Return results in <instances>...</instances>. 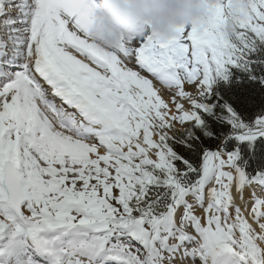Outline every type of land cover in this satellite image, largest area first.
<instances>
[{
    "label": "snow or ice",
    "instance_id": "snow-or-ice-1",
    "mask_svg": "<svg viewBox=\"0 0 264 264\" xmlns=\"http://www.w3.org/2000/svg\"><path fill=\"white\" fill-rule=\"evenodd\" d=\"M97 7L0 0V257L30 239L51 264H264V171L224 141L194 163L169 134L191 122V147L195 128L211 135L208 113L241 142L264 136V115L245 123L214 88L232 68L257 78L264 0H208L173 35L122 38L118 51L89 39Z\"/></svg>",
    "mask_w": 264,
    "mask_h": 264
},
{
    "label": "clouds",
    "instance_id": "clouds-1",
    "mask_svg": "<svg viewBox=\"0 0 264 264\" xmlns=\"http://www.w3.org/2000/svg\"><path fill=\"white\" fill-rule=\"evenodd\" d=\"M97 21L89 39L101 47L118 51L123 38L156 33L168 37L178 25H190L207 15L208 0H97ZM226 29L235 30L229 17Z\"/></svg>",
    "mask_w": 264,
    "mask_h": 264
},
{
    "label": "trees",
    "instance_id": "trees-1",
    "mask_svg": "<svg viewBox=\"0 0 264 264\" xmlns=\"http://www.w3.org/2000/svg\"><path fill=\"white\" fill-rule=\"evenodd\" d=\"M255 75L257 78L253 79L249 72L232 68L231 75L227 79L219 77L216 81L219 97L222 101H226L248 124H254L258 116L264 115V81L260 79L264 77V65L256 66ZM202 119L211 135H206L204 128H195L198 139L194 137L188 140V144L191 145L188 147L181 143L180 139L191 127L190 124L172 142L177 153L192 159L194 163L200 162L198 159L205 149L214 148L225 135L232 132V125L216 115L202 113ZM240 159L242 167L249 172L264 170V138L258 139L250 147L242 145Z\"/></svg>",
    "mask_w": 264,
    "mask_h": 264
},
{
    "label": "bare ground",
    "instance_id": "bare-ground-1",
    "mask_svg": "<svg viewBox=\"0 0 264 264\" xmlns=\"http://www.w3.org/2000/svg\"><path fill=\"white\" fill-rule=\"evenodd\" d=\"M130 66L132 67H136L135 63L131 64ZM145 75H148L147 73H144ZM154 83L156 84V86L158 88H163L164 86L161 85L158 81H154ZM46 87V85H45ZM186 90L193 92V90H195V86H191V85H186ZM167 93V96H164V93L162 92V98L165 99V101L167 100L168 104L170 105V108L167 110L170 113H172V111L174 110L172 108V106H175V104H172V99H171V93L165 91ZM195 94V93H194ZM58 99V98H55ZM178 99V98H177ZM184 99V98H182ZM182 99H178L177 101H180L182 103ZM184 101V100H183ZM187 103V102H186ZM188 104V103H187ZM59 105V104H58ZM190 107V106H189ZM186 109V107H185ZM188 110V109H187ZM190 110V109H189ZM175 115H177V109L175 108ZM103 151V149H102ZM245 195H247V192L245 193ZM10 236L7 234H0V249L6 248L9 246L10 243ZM23 251H28L30 253V258L36 256L37 258H39L44 264H51V261L49 258H47L44 254H41L37 248L33 247V242L30 241L29 239L23 241V242H19L16 246H15V254L12 257H8L7 255L4 257H0V261L5 262V264H18V259L21 255V253Z\"/></svg>",
    "mask_w": 264,
    "mask_h": 264
},
{
    "label": "rangeland",
    "instance_id": "rangeland-1",
    "mask_svg": "<svg viewBox=\"0 0 264 264\" xmlns=\"http://www.w3.org/2000/svg\"><path fill=\"white\" fill-rule=\"evenodd\" d=\"M191 86H195V85H191ZM164 93V96H167V93L166 92H163ZM195 93V90H193V94ZM178 99H182V98H180V97H177ZM176 98V102H180V101H177L178 99ZM184 100V101H183ZM166 102H168L167 100H166ZM188 104H187V103ZM181 103V102H180ZM182 103H184V105H185V107H186V110L188 109H190L191 110V105H190V103L186 100V99H182ZM172 104H175L174 102H172ZM190 106V107H189ZM172 108L174 109L173 111H172V115H175L176 113H175V106H172ZM177 115H178V113H177ZM172 123V128L170 129V131H169V134L171 135V136H175V132L177 133L179 130H182L186 125H185V122L184 123H180L178 120L177 121H172L171 122Z\"/></svg>",
    "mask_w": 264,
    "mask_h": 264
}]
</instances>
